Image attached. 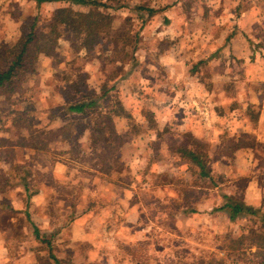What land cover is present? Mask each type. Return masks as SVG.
<instances>
[{
	"label": "rangeland",
	"instance_id": "1",
	"mask_svg": "<svg viewBox=\"0 0 264 264\" xmlns=\"http://www.w3.org/2000/svg\"><path fill=\"white\" fill-rule=\"evenodd\" d=\"M101 2L0 0V264H264V0Z\"/></svg>",
	"mask_w": 264,
	"mask_h": 264
},
{
	"label": "trees",
	"instance_id": "2",
	"mask_svg": "<svg viewBox=\"0 0 264 264\" xmlns=\"http://www.w3.org/2000/svg\"><path fill=\"white\" fill-rule=\"evenodd\" d=\"M38 2H44V1H56V0H37ZM76 3H82V4H93V5H105L107 7L106 3H102L101 0H72ZM113 2H122V0H109ZM61 12H64L65 10H60ZM149 11L153 14L155 10L149 9ZM77 14V20L78 24L77 30L79 32H82L85 30L89 36L98 35L99 31H101V28L103 26V22L105 19L109 16L106 15L105 12H103L100 9H94L90 10L88 13H76ZM109 18V17H108ZM72 19V18H71ZM64 20V19H63ZM66 20V19H65ZM74 20V19H72ZM39 38L35 32H30L27 35V39L21 42V47L17 51L16 48H13L10 53L17 52L16 55L9 59V56L7 54H1L0 52V90L3 88H7L11 86V84L14 82L15 77L18 75V71L20 69L28 70L30 64H32L34 58L37 56V52L39 50H42L39 45ZM94 40V39H93ZM48 46L44 45L43 49H47ZM87 104H79L76 106H72L71 109L75 111H82ZM47 142H44V147H39V150L42 151L47 147ZM42 148V149H41ZM39 152V151H38ZM182 157L190 156L192 160L200 167L205 168V165L203 161L200 158V155L195 152V150L191 149H182ZM205 174V173H202ZM224 207L229 208L230 210V219H235L236 216L244 210L243 206L239 203L235 202L232 197L226 196V202L224 203ZM34 232L36 233V237L40 236V231L38 226L34 227ZM263 234L256 233V236L258 237H264ZM244 239H247V236L245 234L241 235L239 238H237V241H243ZM259 247V250L264 251V245H262L261 241L259 244H256ZM51 257L55 260L56 264H59V258L55 255H51ZM220 264V263H219Z\"/></svg>",
	"mask_w": 264,
	"mask_h": 264
},
{
	"label": "crops",
	"instance_id": "3",
	"mask_svg": "<svg viewBox=\"0 0 264 264\" xmlns=\"http://www.w3.org/2000/svg\"><path fill=\"white\" fill-rule=\"evenodd\" d=\"M260 125H261V127L263 126L264 127V104H263V106H262V108H261V113H260ZM252 191V187H250L249 189H247L246 190V193H244V195H245V200L246 201H248L249 203H251V204H253L252 202H250L249 200H248V196L250 195V192ZM260 195H261V193H260ZM257 204H258V200H257ZM33 220H34V218H32ZM38 226V225H37ZM25 264H28V263H25Z\"/></svg>",
	"mask_w": 264,
	"mask_h": 264
}]
</instances>
